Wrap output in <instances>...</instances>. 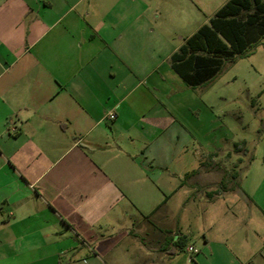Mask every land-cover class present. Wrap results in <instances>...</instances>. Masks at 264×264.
I'll return each mask as SVG.
<instances>
[{
    "label": "crops",
    "instance_id": "obj_1",
    "mask_svg": "<svg viewBox=\"0 0 264 264\" xmlns=\"http://www.w3.org/2000/svg\"><path fill=\"white\" fill-rule=\"evenodd\" d=\"M134 2L0 0V264H264L263 224L181 232L202 84L171 57L192 34L155 61Z\"/></svg>",
    "mask_w": 264,
    "mask_h": 264
},
{
    "label": "rangeland",
    "instance_id": "obj_2",
    "mask_svg": "<svg viewBox=\"0 0 264 264\" xmlns=\"http://www.w3.org/2000/svg\"><path fill=\"white\" fill-rule=\"evenodd\" d=\"M224 2L135 0L133 30L151 35L157 61L208 24ZM196 97L205 157L198 176L185 179L187 212L180 217L182 234L199 247L220 225L230 238L245 224L264 225V38L225 60Z\"/></svg>",
    "mask_w": 264,
    "mask_h": 264
},
{
    "label": "trees",
    "instance_id": "obj_3",
    "mask_svg": "<svg viewBox=\"0 0 264 264\" xmlns=\"http://www.w3.org/2000/svg\"><path fill=\"white\" fill-rule=\"evenodd\" d=\"M262 38L264 0H229L172 55V68L195 87L215 77L225 60L241 55Z\"/></svg>",
    "mask_w": 264,
    "mask_h": 264
},
{
    "label": "built area",
    "instance_id": "obj_4",
    "mask_svg": "<svg viewBox=\"0 0 264 264\" xmlns=\"http://www.w3.org/2000/svg\"><path fill=\"white\" fill-rule=\"evenodd\" d=\"M106 119L109 120V121H113V120H115V119H116V115H115V113H109V114L107 115ZM11 131H13V129H11ZM187 251H188V252H192L193 249H192L191 247H188Z\"/></svg>",
    "mask_w": 264,
    "mask_h": 264
}]
</instances>
